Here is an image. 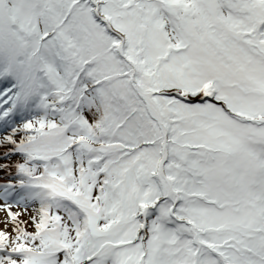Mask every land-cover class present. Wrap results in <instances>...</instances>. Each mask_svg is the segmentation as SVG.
I'll return each instance as SVG.
<instances>
[{
	"label": "snow or ice",
	"instance_id": "snow-or-ice-1",
	"mask_svg": "<svg viewBox=\"0 0 264 264\" xmlns=\"http://www.w3.org/2000/svg\"><path fill=\"white\" fill-rule=\"evenodd\" d=\"M0 264H264V0H0Z\"/></svg>",
	"mask_w": 264,
	"mask_h": 264
}]
</instances>
